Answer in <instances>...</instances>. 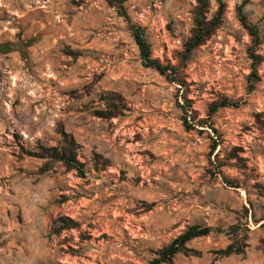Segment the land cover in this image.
I'll list each match as a JSON object with an SVG mask.
<instances>
[{"label":"rangeland","instance_id":"obj_1","mask_svg":"<svg viewBox=\"0 0 264 264\" xmlns=\"http://www.w3.org/2000/svg\"><path fill=\"white\" fill-rule=\"evenodd\" d=\"M125 1L157 56L146 28L159 16L173 38L191 37L196 0ZM209 1L212 19L219 5ZM242 1L224 0L222 26L181 66L179 85L143 67L109 0H0V264H149L189 227L241 223L246 255L222 257L232 239L214 234L189 244L202 257L174 263L264 264V43L250 93ZM246 14L264 36V0ZM8 44L17 47L3 54ZM225 99L239 105L197 125ZM114 108L123 114L101 115ZM62 132L76 139L87 179L58 163L45 171L36 157L40 147H58Z\"/></svg>","mask_w":264,"mask_h":264},{"label":"trees","instance_id":"obj_2","mask_svg":"<svg viewBox=\"0 0 264 264\" xmlns=\"http://www.w3.org/2000/svg\"><path fill=\"white\" fill-rule=\"evenodd\" d=\"M197 6L194 9V27L191 32V37L185 43L184 49L180 52H177L175 57L177 64L173 65L171 62L163 63L159 59L154 58L153 48L149 42L146 31L141 26L135 24L125 5V0H109L111 7L116 9L120 17L124 18L130 26V31L132 38L138 48L140 60L144 68L153 70L157 72L160 76L164 77L168 82L173 84L182 85L180 80L181 66H186L191 62L194 53L203 47L218 31L224 22V18L228 9L227 4L224 0H217L219 5V10L216 15L210 19L209 10H210V1L209 0H196ZM252 2V0H243L236 8L237 17L243 26V28L248 32L252 45L248 50V54L252 60V72L249 76V92L253 93L255 91L256 84L260 81L259 70L262 65V58L257 55V51L264 43V36L261 34V29L258 25L252 23L246 14L247 6ZM23 46H29L31 42L25 44L22 42ZM17 45L8 44L3 46L2 53L9 54L11 53ZM112 103H119L117 97L111 98ZM185 103L188 105L183 109L185 112V123L188 125L189 131H194L195 126L189 124L188 119L192 120L190 112L192 107L189 105V100L185 99ZM239 105L238 102H233L230 100H223L221 102L213 103L209 108L208 119H203L198 122L200 127H210L211 119L218 114L223 109L235 108ZM116 112L112 113H102L101 115L106 119H114L123 114L118 108H114ZM193 117L196 121L197 116ZM215 133H217L215 131ZM217 145L212 147V153L214 154L217 150ZM79 145L73 135L62 132V138L58 147L54 148H45L40 147L37 158L45 160V171L52 169L53 164H61L66 171L75 172L77 177L81 179H87L88 171L87 165L82 163L79 160ZM103 164L102 158L100 156H95L93 160V170L96 172H101L100 168ZM224 183L229 185L231 188L239 189L238 185L234 182L228 180L224 177ZM249 217V213L246 212V218ZM258 223V222H256ZM243 224H237L225 231L220 228L215 229L212 227H201V226H192L189 227L183 234L178 238L173 240L168 246L159 250L155 254L154 260L149 264H175V258L179 255H183L187 258L202 257V252L189 248V244L194 240L200 238H207L214 234L223 235L227 234L231 237V244L220 254L224 258H229L231 256H244L246 255V248L249 246L246 244L248 241L247 233H242ZM249 231V230H248Z\"/></svg>","mask_w":264,"mask_h":264},{"label":"built area","instance_id":"obj_3","mask_svg":"<svg viewBox=\"0 0 264 264\" xmlns=\"http://www.w3.org/2000/svg\"><path fill=\"white\" fill-rule=\"evenodd\" d=\"M147 32L150 31L157 40L158 46L161 49V56L156 55L155 45L152 44L153 54L155 59L161 60L163 63L170 61L174 63L173 56L176 52H180L184 49L185 43L180 39H175L172 37L171 33L168 31V22L162 16H159L153 24L151 30L149 28Z\"/></svg>","mask_w":264,"mask_h":264}]
</instances>
